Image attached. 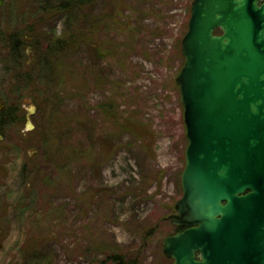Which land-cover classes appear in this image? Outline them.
Returning <instances> with one entry per match:
<instances>
[{
    "label": "rangeland",
    "instance_id": "374dc122",
    "mask_svg": "<svg viewBox=\"0 0 264 264\" xmlns=\"http://www.w3.org/2000/svg\"><path fill=\"white\" fill-rule=\"evenodd\" d=\"M191 2L94 0L68 28L31 0L3 2L0 95L24 117L0 141V264H113L112 253L171 264L162 247L182 195L175 79ZM72 31L46 64L48 38ZM5 36L40 42L17 60Z\"/></svg>",
    "mask_w": 264,
    "mask_h": 264
},
{
    "label": "water",
    "instance_id": "95a60500",
    "mask_svg": "<svg viewBox=\"0 0 264 264\" xmlns=\"http://www.w3.org/2000/svg\"><path fill=\"white\" fill-rule=\"evenodd\" d=\"M180 49L187 145L166 219L185 229L163 253L171 264H264V237L244 230L264 189V0H192Z\"/></svg>",
    "mask_w": 264,
    "mask_h": 264
},
{
    "label": "trees",
    "instance_id": "16d2710c",
    "mask_svg": "<svg viewBox=\"0 0 264 264\" xmlns=\"http://www.w3.org/2000/svg\"><path fill=\"white\" fill-rule=\"evenodd\" d=\"M55 1V2H54ZM34 7L37 6V9L40 11L42 16H46L52 13H63L67 16V28L69 25H72L76 21V17L74 16V13L78 9L84 8L86 5H91L94 0H31ZM52 12V13H48ZM73 34L70 33L69 35L63 33L62 36L55 37V34L53 33L47 41L46 47H48L45 52V59L46 64L52 62L50 58L53 59V57H58L57 51L67 49V47L70 45V39ZM40 41L36 40V43L38 44ZM36 43H30V41L27 43L26 40L20 39L19 37L13 39H9L7 42V50L9 51V54L14 57L17 60H20L21 57L24 59V55H21L22 49L24 45L30 44L31 48L34 49L36 47ZM57 55H56V54ZM38 54V52H37ZM39 55V54H38ZM27 56V55H26ZM43 56V54L41 55ZM30 66H37V65H43V62L41 61V58L39 56L30 59ZM50 74V73H48ZM21 80L26 81L27 77L22 75ZM105 106V105H104ZM16 109V107H15ZM23 114L20 112L19 109L15 110V118L14 120L17 122V120H22ZM183 227H177L175 226V232L182 230ZM110 259L112 260L113 264H131L130 261H124L123 256L119 253H112Z\"/></svg>",
    "mask_w": 264,
    "mask_h": 264
},
{
    "label": "flooded vegetation",
    "instance_id": "af4514ba",
    "mask_svg": "<svg viewBox=\"0 0 264 264\" xmlns=\"http://www.w3.org/2000/svg\"><path fill=\"white\" fill-rule=\"evenodd\" d=\"M5 0H0V8L3 5V2ZM6 40H9L10 38H7L5 36ZM1 38V37H0ZM7 46V45H6ZM30 47H27L26 50H29ZM29 59V56H28ZM15 104L13 105L10 102L4 103L1 99L0 95V141L3 140V132L6 129L11 128V126H14L16 121L14 122L15 118ZM259 193L257 196L256 205L260 208L258 212L259 220L258 223L253 222L250 224H246L244 226V230L249 232L253 236H257L258 234H261L264 237V189H258ZM248 190H246L243 194H246Z\"/></svg>",
    "mask_w": 264,
    "mask_h": 264
}]
</instances>
